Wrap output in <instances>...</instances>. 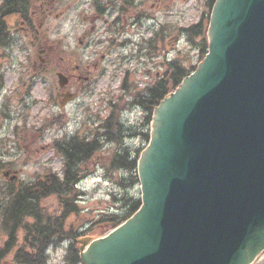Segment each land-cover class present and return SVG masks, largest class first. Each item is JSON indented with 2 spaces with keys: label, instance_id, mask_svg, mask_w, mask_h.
<instances>
[{
  "label": "water",
  "instance_id": "water-1",
  "mask_svg": "<svg viewBox=\"0 0 264 264\" xmlns=\"http://www.w3.org/2000/svg\"><path fill=\"white\" fill-rule=\"evenodd\" d=\"M198 68L154 109L142 205L87 264H250L264 249V0H216Z\"/></svg>",
  "mask_w": 264,
  "mask_h": 264
},
{
  "label": "rangeland",
  "instance_id": "rangeland-1",
  "mask_svg": "<svg viewBox=\"0 0 264 264\" xmlns=\"http://www.w3.org/2000/svg\"><path fill=\"white\" fill-rule=\"evenodd\" d=\"M92 1L57 0V10L43 18L40 23L43 39L46 40L45 44H49L55 39L59 45L66 46L74 56L70 58L71 63L80 64L81 67L89 64L90 68L94 63L99 64L94 72V76L98 75L92 84L91 91L83 93L77 100L69 104L65 108V113H62V119L57 121L55 126L44 130L43 133L37 131L41 125L46 127L44 122L53 113L51 103L44 107L43 102H37L31 97V100L29 99L30 107L25 110L24 119L30 127L29 139L36 140L34 151L42 152L35 156L25 168L29 179H34L41 173L42 166L32 164L34 160L38 161V159L39 161L46 160L48 164V168L43 173L49 172V170L60 172L62 161L58 154H53L51 149L52 138L58 133L77 127L83 129L85 126L88 127L91 121L94 124V118L97 120L99 117L101 120L105 118V124L109 118L112 121L121 119L124 124L121 141L116 143L112 132L113 138L103 142L101 148L97 149L87 162L86 168L90 175L80 182L84 192L81 198L74 200L77 211L69 214L66 219L69 231H73L75 237L80 238L78 240L79 248L83 241L89 242L90 237L99 236L96 234L79 236L81 229L85 227L92 229L95 219L103 217L107 213L119 212L125 199L141 197L140 180L133 185L126 184L135 172L112 168L110 165L111 157L117 148L122 145L124 147L131 146L130 149L136 156L135 151L143 150L150 140L152 128L143 120L142 110L134 108L132 111H128L129 107L125 108L126 104L132 101L135 94L139 93L146 83L153 82L156 72L163 71L165 60L180 56L185 60L186 65L197 61L199 54L193 44L187 41L186 37L184 38L182 29L197 22L202 15H206L209 11L205 0H127L126 3L123 0H94V3L102 2V12L98 13ZM109 2L113 6L107 5L109 8L104 12L106 3ZM120 5H125L123 9L129 10L119 11ZM146 12L150 17L145 14ZM141 15L145 19H142ZM85 16L86 19H84ZM117 16H120L123 24H126L123 37L135 38L136 41L138 40V44H146L141 37L151 38L152 30L156 31L154 46L149 53L147 51L146 55L140 54L139 47L128 45L129 47L123 48L118 44V39L113 33V21ZM136 16L138 17L137 23L134 22ZM162 30L165 37L160 40ZM84 33L89 35L87 40L82 36ZM80 39L83 40L82 44ZM87 42L88 44H86ZM133 51L137 53L136 57H132ZM150 54L151 56H149ZM103 55L105 58H102ZM101 68L104 69L102 75H100ZM126 70H128L127 76L123 89H121L120 85ZM52 79L55 82V76ZM48 84L53 85V82L51 80L48 83L39 81L34 87L33 96L42 100L45 95L46 87L44 86ZM50 89L53 92L50 95H54L53 86H50ZM140 125H145L142 127V131L148 134L149 139L145 137L131 139L127 135L132 131H138ZM122 182L125 185H122ZM41 204L48 214L53 213L55 208H58L59 213L61 211L57 195L43 198ZM6 234L7 231L1 223L0 242H3L4 238L7 239ZM15 235L17 236L16 246L12 248L10 255H7L6 258L3 259L0 255V264H15L14 253L19 245V233H15ZM67 244V242L59 243L50 247L46 264H66ZM251 264H264V252L260 253Z\"/></svg>",
  "mask_w": 264,
  "mask_h": 264
},
{
  "label": "flooded vegetation",
  "instance_id": "flooded-vegetation-1",
  "mask_svg": "<svg viewBox=\"0 0 264 264\" xmlns=\"http://www.w3.org/2000/svg\"><path fill=\"white\" fill-rule=\"evenodd\" d=\"M9 1L0 0V212H6L8 217L11 210V189L21 184L22 180L28 179V175L25 173L26 166L35 156L42 154V152L34 151L36 140L29 139L30 127L22 122V103L26 102L23 104L24 108L29 106L30 92L38 81H49L52 78L51 75L62 73L68 80L63 88L54 87L55 106L52 119L56 123L63 117L62 113L66 108L64 102L68 94L74 92L76 95L84 92L99 66L98 63H94L93 68H90L89 64L81 67L80 64L71 63V52L64 56L63 48L41 45L37 25L40 23L41 15L46 17L53 9V5L48 7L40 4L37 7H32L29 9V15L22 18V0H19V4L13 8L11 13L2 6L4 2ZM124 6L120 5L119 11L129 10H124ZM109 7L105 6L104 12ZM145 14L148 16L149 13ZM137 16L139 17V14ZM137 16L135 23L138 21ZM140 17L145 19L142 15ZM115 20L121 21L122 19L117 16ZM125 26H119L115 31V37L119 40V44L126 40L123 37V33L126 31ZM22 37L29 42V48L22 45ZM44 123L47 124V120ZM143 126L145 125H140L138 131L127 133V135L131 139L134 137L141 139L144 135ZM48 128L50 126L41 125L37 132L43 133ZM103 132L101 117H99V122L94 118V124L91 121L88 127L85 126L83 129L77 127L55 135L51 142L52 152L54 154L59 151L60 159H65L67 150L75 145L101 147L105 142ZM88 159L89 154L83 157L82 165H85V161ZM34 163L40 166L39 159L38 161L34 160L32 164ZM43 163L45 162L43 161ZM52 214L51 228L53 231L48 237L47 248L58 237V208H55ZM33 218L32 214L22 216V226L25 219L30 222ZM6 236L7 239L4 238L3 242H0L3 258L10 255L13 248L9 242V234L7 233ZM27 241L25 230L22 227L19 238L21 258L22 244L25 245Z\"/></svg>",
  "mask_w": 264,
  "mask_h": 264
},
{
  "label": "trees",
  "instance_id": "trees-1",
  "mask_svg": "<svg viewBox=\"0 0 264 264\" xmlns=\"http://www.w3.org/2000/svg\"><path fill=\"white\" fill-rule=\"evenodd\" d=\"M32 0H22V14L26 12V8L30 6ZM215 0H206L205 4L208 10L211 9ZM19 4V0H10L3 4V8L11 13L13 8ZM209 12L202 15L201 18L186 28H183V34L187 41L193 44L194 49L199 54L201 60L207 52V26H208ZM196 64L186 65L185 60L175 58L166 65V69L159 78H155L151 84L147 85L143 92L135 94L134 102L142 105L147 111L146 120L149 121L152 108L171 90H173L181 81V79L188 75L192 70H195ZM120 129V124L117 120L112 121L109 118L106 122V137L112 139L111 133L114 132V138H117V132ZM93 146L82 147L75 145L66 152L65 174L63 178H56L54 175L42 182L37 181L25 185L13 197L11 203V210L9 220L11 223V239L12 232L22 221V216L32 214L36 218V223L32 225L31 232L33 251H22V260H17L16 264H46L47 256L44 249L47 245V240L51 234V217L46 215L44 210L40 207V199L50 194H57L60 198L61 212L57 220V234L58 239L61 240L66 236H75L73 231L66 230V218L70 212H76L77 206L74 200L77 197L75 185L88 172L79 174L76 171L77 164L83 160V157L93 153ZM112 168H124L129 171L136 172V161L130 157L127 152L116 151L112 156L110 163ZM110 166V167H111ZM138 181L137 175L132 174L127 185H132ZM122 185H125L123 182ZM140 199H125L123 205L120 207L121 213L112 212L104 214L95 220L91 232L103 233L118 225L122 220L131 215L140 205ZM29 227L30 224H26ZM39 225V226H38ZM39 229V231H38ZM20 255V252H19ZM18 257V256H17ZM80 256L77 244L73 241L68 247L66 254V264H79Z\"/></svg>",
  "mask_w": 264,
  "mask_h": 264
}]
</instances>
